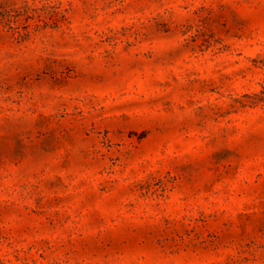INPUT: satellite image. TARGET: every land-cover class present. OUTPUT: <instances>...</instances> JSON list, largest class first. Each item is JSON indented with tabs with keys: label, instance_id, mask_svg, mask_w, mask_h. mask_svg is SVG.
Returning <instances> with one entry per match:
<instances>
[{
	"label": "rangeland",
	"instance_id": "rangeland-1",
	"mask_svg": "<svg viewBox=\"0 0 264 264\" xmlns=\"http://www.w3.org/2000/svg\"><path fill=\"white\" fill-rule=\"evenodd\" d=\"M0 264H264V0H0Z\"/></svg>",
	"mask_w": 264,
	"mask_h": 264
}]
</instances>
